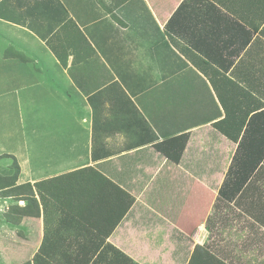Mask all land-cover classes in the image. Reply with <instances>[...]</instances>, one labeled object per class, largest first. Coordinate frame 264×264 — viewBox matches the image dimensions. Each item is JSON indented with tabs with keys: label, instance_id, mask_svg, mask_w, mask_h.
<instances>
[{
	"label": "crops",
	"instance_id": "obj_1",
	"mask_svg": "<svg viewBox=\"0 0 264 264\" xmlns=\"http://www.w3.org/2000/svg\"><path fill=\"white\" fill-rule=\"evenodd\" d=\"M22 1L0 0L1 14L35 17L25 6L34 0ZM59 1L66 18L44 39L0 17V98L46 93L79 121L59 129L75 138L73 157L44 170L19 164L17 185L42 182L39 215L15 198L8 223L0 198V228L10 232L0 257L31 259L45 242V258L88 264H264V157L218 197L239 142L264 147V0ZM147 127L158 139L189 134L177 163L155 151ZM84 167L134 197L96 251L121 203L92 171L62 177Z\"/></svg>",
	"mask_w": 264,
	"mask_h": 264
},
{
	"label": "trees",
	"instance_id": "obj_2",
	"mask_svg": "<svg viewBox=\"0 0 264 264\" xmlns=\"http://www.w3.org/2000/svg\"><path fill=\"white\" fill-rule=\"evenodd\" d=\"M3 1H9V0H3ZM15 2H19L22 4V0H15ZM26 8L28 6H32L33 10L35 9V17H23V20H17L9 16H5L1 14L0 17L2 19L16 22L19 21L23 25L30 28V30L37 33V35L44 39L46 35L50 34L53 31V27H55L56 24H59L60 22L64 21L67 15V10L65 6L59 1V0H34L32 5H25ZM49 11L54 12V16H49ZM59 13V14H57ZM28 15V14H27ZM4 17V18H3ZM28 22H27V21ZM173 18L169 19L168 23H166V27L169 28V26L172 24ZM48 21V22H47ZM45 22H47V30L42 31L41 28L44 26ZM72 79L76 85L79 84L78 77L75 75H72ZM116 85V84H114ZM117 86V85H116ZM89 102L91 103V98H89ZM131 106L135 110V113L138 116V119L140 122L145 126H147L146 121L144 118H142L139 114L138 109L134 105V103L131 101ZM95 122V119H93ZM216 127H218V131L221 132L220 123L214 124ZM149 128V127H147ZM150 136L149 139L151 141L157 140V145L155 146V151L160 155L165 157L168 161L172 163H177L182 155V152L186 146L187 140H188V133L187 132H181L179 134L175 135H164L162 139H158V136L152 132L151 128H149ZM225 135L228 134L229 137H232L233 139H237L239 132H228L224 131L222 132ZM245 136H247V133H245ZM106 154V153H104ZM91 156L93 159L96 157H99L100 154L95 152V147H92ZM0 157H7L11 159V166L9 167V173L4 176H0V198H15L16 199H22L26 200V205H34L36 207V211L34 212L35 215H39V201L34 196L35 192L39 194V187L42 184V182H35L33 184L30 183H24V184H16L17 178L20 173V166L18 162L16 161V158L12 154H2ZM264 157V147H257V146H251L250 144H241L239 142L235 153L232 157V160L230 162V165L227 172L225 179L219 189L218 197H228L229 192L233 189H237L241 186V183L247 178V176L257 167L261 159L263 160ZM86 171H92L95 174H97L100 178L111 184L117 189L118 196L116 199V203H121L120 210L116 216L115 221L111 224L109 229L102 234L100 241L96 244L95 251L97 250L99 245H102L104 238L112 231V229L115 227L117 223L121 220L123 215L128 211L130 206L132 205L134 201V197L126 191L124 188L119 186L118 184L112 182L109 178H107L105 175H103L99 170H97L94 167H84L77 170H74L72 172L64 174L62 177L68 178L71 176H76V174L80 172H86ZM39 197H41L39 195ZM43 197L39 198L41 202V206L43 207V211L45 212V207L43 203ZM14 207L11 206L9 210L13 209ZM8 210V211H9ZM7 211V212H8ZM22 213L27 214L29 213L27 210L23 211ZM9 214H5L6 220L8 222H11V219L13 216H9ZM45 247V242H42L40 247L38 248L37 252L33 255V257L29 260H27L23 264H49L51 262V259L45 258L44 254L46 250H43ZM44 251V252H43ZM90 261V258H62L60 264H88Z\"/></svg>",
	"mask_w": 264,
	"mask_h": 264
},
{
	"label": "rangeland",
	"instance_id": "obj_3",
	"mask_svg": "<svg viewBox=\"0 0 264 264\" xmlns=\"http://www.w3.org/2000/svg\"><path fill=\"white\" fill-rule=\"evenodd\" d=\"M2 76L4 75H0ZM34 94L33 90H30L29 93L26 91L24 95H17L16 98H0V155L5 153L14 155L23 169L44 170L49 159L51 161L61 159L64 154L70 158L74 156L76 152L68 146L75 138L65 132L59 133V129L61 126L70 128L79 121L75 111L60 105L63 101L57 98L50 99L46 93L43 96ZM3 103L8 105H2ZM74 131L75 129L71 132ZM77 149L81 151L83 148ZM11 162L10 158L0 157V176L9 173ZM49 164L51 162L48 166ZM15 198H7L8 206L1 203L5 207L4 215L11 213L9 216H12L13 209L9 208ZM6 228L7 226L0 228V239L2 236L9 237L10 232ZM12 257L10 254L2 253L0 261L2 264H23L29 260ZM60 262L61 259H51L49 264Z\"/></svg>",
	"mask_w": 264,
	"mask_h": 264
}]
</instances>
